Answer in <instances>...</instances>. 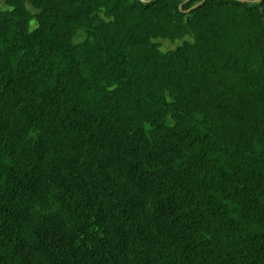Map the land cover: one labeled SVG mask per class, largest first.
<instances>
[{
  "label": "trees",
  "instance_id": "trees-1",
  "mask_svg": "<svg viewBox=\"0 0 264 264\" xmlns=\"http://www.w3.org/2000/svg\"><path fill=\"white\" fill-rule=\"evenodd\" d=\"M0 264H264V0H0Z\"/></svg>",
  "mask_w": 264,
  "mask_h": 264
}]
</instances>
